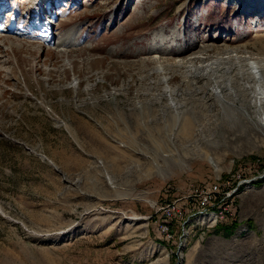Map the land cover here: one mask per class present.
<instances>
[{"label": "rangeland", "instance_id": "1", "mask_svg": "<svg viewBox=\"0 0 264 264\" xmlns=\"http://www.w3.org/2000/svg\"><path fill=\"white\" fill-rule=\"evenodd\" d=\"M263 2L4 5L0 264H264L263 125L215 87L263 69Z\"/></svg>", "mask_w": 264, "mask_h": 264}, {"label": "bare ground", "instance_id": "2", "mask_svg": "<svg viewBox=\"0 0 264 264\" xmlns=\"http://www.w3.org/2000/svg\"><path fill=\"white\" fill-rule=\"evenodd\" d=\"M261 6H264V2L260 5V10H262L264 8ZM54 22L55 21H51L49 23L55 24ZM60 26L63 27L62 24H60L59 27ZM61 27H60V29H61ZM74 36H77V33L73 34V33H71V31L68 33H60V34L58 33V36L56 39V48H58V51L66 52V54L68 55L71 52V50L77 48V46L73 42V40L76 39V38L73 39ZM10 43L8 44V47L10 50L14 51L16 49V45L19 46L18 43H16V44L13 42H12L13 44L12 43L10 44ZM18 52H19V49H18ZM200 59H202V58H200ZM263 72H264V66H263V69L261 68L258 71L256 69L251 70V72L249 73L250 75H248L244 71L239 72V75L237 76L238 81H243V84H242V86L240 84V88L242 87V89H238V91L237 90H235L233 92L229 91L233 87L231 84V80L227 83V85H225L222 82L216 83L215 87H217L216 90H218V95L221 94V96H218L217 102L223 108L222 109L223 110L222 111L223 122L230 121V122H233L234 124H238L240 122L246 121L249 123V121L251 120V115H250V113H248L247 110L252 107L254 109L253 114H255V116H257L259 118V120H261V124L263 125L262 128L264 130V73ZM251 83H252V85L256 84L257 87H260V88H258V91H254L253 93H249V91H248L249 87L248 86ZM207 87H209V86H207ZM247 95H249L251 102H248ZM230 106H232V109ZM227 112L233 113V115H231L232 116L231 118L227 115ZM261 112H262V116L260 117L259 114ZM256 113H257V115H256ZM249 129H251V128H249ZM231 130H232L231 132L233 133L234 129H231ZM249 131L246 130V132H249ZM110 183H111V186H113L114 188L117 186L116 181L113 179L112 180L110 179ZM124 239H126V238H124Z\"/></svg>", "mask_w": 264, "mask_h": 264}]
</instances>
